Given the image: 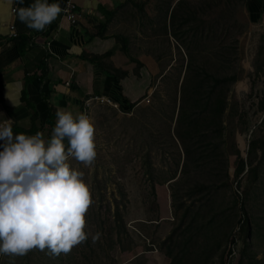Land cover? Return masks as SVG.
<instances>
[{
	"label": "rangeland",
	"instance_id": "obj_1",
	"mask_svg": "<svg viewBox=\"0 0 264 264\" xmlns=\"http://www.w3.org/2000/svg\"><path fill=\"white\" fill-rule=\"evenodd\" d=\"M131 3L121 34L135 60L131 72L125 73L131 76L124 79L129 87L123 96L127 101L107 97L109 102L90 101H94L90 116L95 127L96 160L89 167L71 158L68 161L84 173L92 194L85 231L101 232L100 240L93 244L89 237L69 254L55 258L39 250L23 257L0 255V264H169L165 255L169 236L182 241L192 231L179 220L184 205L201 206L202 210L207 199L205 190L189 194L194 176L199 177L201 170H214L210 180L219 170L214 167L218 166L215 153L203 162L197 160V153L188 157L177 136L190 129L179 123L180 117L185 116L188 122L204 110L197 109L200 102L195 105V100L209 91L211 72L221 79L213 101L214 107L217 97L225 104L216 134L230 178L223 179L224 184L212 192L203 209L230 208L235 197L241 200L242 193L248 191L246 207L254 230L251 251L257 260L254 264H264V21L253 19L247 0ZM121 73H113L118 82ZM226 78H230L228 84L222 82ZM129 102L136 104L131 108ZM11 117L0 92V123L9 119L13 125L17 121ZM37 120L22 125L39 128L44 139H50L52 128ZM213 134L199 142L209 152ZM196 142L189 148H195ZM241 155L244 171L234 178ZM198 161L202 168L197 167ZM149 170H153L152 176ZM183 170L189 172L181 177ZM175 172L179 183L174 189L168 183L161 184L160 180ZM124 223L119 233L123 245L137 246L121 252L116 232ZM233 235L235 244L225 242V256L221 248L211 264L224 260L227 264L249 263L242 255L247 245L239 225Z\"/></svg>",
	"mask_w": 264,
	"mask_h": 264
},
{
	"label": "clouds",
	"instance_id": "obj_2",
	"mask_svg": "<svg viewBox=\"0 0 264 264\" xmlns=\"http://www.w3.org/2000/svg\"><path fill=\"white\" fill-rule=\"evenodd\" d=\"M14 2L23 0H3L8 8ZM12 11L28 28L43 31L62 9L58 3L34 0ZM55 116L48 140L39 131L14 135L9 119L0 123V255L23 257L39 250L55 258L89 237L95 244L102 236L85 231L92 194L84 173L68 163L71 158L85 167L94 164V124L83 112L74 116L58 108Z\"/></svg>",
	"mask_w": 264,
	"mask_h": 264
},
{
	"label": "crops",
	"instance_id": "obj_3",
	"mask_svg": "<svg viewBox=\"0 0 264 264\" xmlns=\"http://www.w3.org/2000/svg\"><path fill=\"white\" fill-rule=\"evenodd\" d=\"M68 1L48 0V3H58L62 11L43 31H36L28 28L12 11V8L28 7L34 0H23L22 4L14 2L11 8L0 0V92L12 113L11 118L21 126L31 120L32 112L20 99L24 87L39 112L37 122L44 125L51 111L56 122L58 108L74 116L84 112V102L95 95L116 102L127 101L123 96L129 87L124 79L131 76L125 73L131 72L135 60L122 51L123 42L118 34H123L124 15L126 8L132 5L131 0H71L77 5L75 22L65 11ZM247 4L253 19L264 21V0H247ZM11 24L19 35L32 39L24 56L10 40ZM103 52L107 55L95 62L83 56ZM47 54L48 71L40 78L39 65ZM115 70L122 72L119 82L113 74ZM32 75L35 77L25 83L27 76ZM93 102L87 109L90 119Z\"/></svg>",
	"mask_w": 264,
	"mask_h": 264
},
{
	"label": "trees",
	"instance_id": "obj_4",
	"mask_svg": "<svg viewBox=\"0 0 264 264\" xmlns=\"http://www.w3.org/2000/svg\"><path fill=\"white\" fill-rule=\"evenodd\" d=\"M118 36L123 39V35L119 34ZM10 40L18 46L21 55L24 56L29 49V45L32 39L28 35H18V37L10 38ZM121 49L126 55L128 54L125 42L123 43ZM105 55H107V52L90 55L87 53L83 54V56L91 62L98 61L102 56ZM47 57L48 54L39 65L41 69L40 78H44V75L48 71L49 61L47 60ZM131 60L134 61V59ZM214 76L215 74L211 72V77H209V91L204 96H202L203 98H198L195 100V105L200 102V104L197 105V109H201L203 107L204 110L199 112V115H197L194 120H191L190 118L188 122L186 121L185 116L180 117L179 123L183 124V126L187 124L188 128L190 127V129L184 132L185 136L184 133L178 132L177 134V136L181 139L183 146H185L184 149L188 154V157H190L191 154H194L196 156L197 153V160L203 162L208 158L209 154L212 155L213 153H215V160L218 166L214 167H217L219 170L211 176L210 180H208V177L214 170H201L199 177L194 176L193 182H195V184L190 186L191 188L189 189V194H194L199 191L205 190L207 199H209L213 195V191L220 187V185L224 184V178H230L227 163L223 157L220 142L217 140L218 135L216 134L217 130L220 132V119L224 113L225 104L220 97H217L216 107H214V94H216V88H218V84L221 80L215 78ZM33 77H35V75L27 76L25 83L30 81ZM222 82L228 84L230 82V78H226ZM1 99H4L2 95ZM20 99L26 104L27 108L32 110L31 120L32 122H35L38 119L39 112L31 103L25 87L21 92ZM127 104L132 108L136 103L129 102ZM46 124L51 128L55 126L54 112L51 111ZM12 130L14 135L19 133H24L26 135H35L39 131V128H27L15 122L12 125ZM211 134H213V140L211 143V152H209L204 146L201 147L199 142L203 141L201 137L206 138V136H209ZM197 135H199L200 139L197 138ZM188 140H192V142L189 143ZM196 140L198 142H196L194 146L195 148H189L190 145H194V142ZM64 143L67 146V140H65ZM242 157L243 156L241 155L238 159V164L236 166L235 172L233 173L234 178L240 176L244 171V162ZM203 166V163L198 161L197 167L202 168ZM152 171L153 170H149L151 176L153 175ZM185 171L189 172V170H183L181 172V177H183ZM178 179L179 178H177V173L175 172L172 174H168V176L164 177L160 181L162 185L168 183L174 189V187L179 183L177 182ZM247 194L248 191L243 192L241 200L235 197V199H233V205L230 206V208L222 207L217 211L215 208L208 210V208L204 207L203 209V205L205 206L207 199L202 203V210L201 206H194L195 208H190L189 204L184 205L185 208L181 213L179 220L185 222L186 230L191 228L192 231L191 233H187V236L182 241L177 240L176 237L173 236V234L169 236V244L167 245L165 250V255L170 259L169 264H211V261L216 257V253L221 248H223V256H225L227 246L225 247L224 243L227 241H231L232 244H235L233 234L237 225H239L240 231L245 234V242L247 246L243 249V257L249 258L250 261L248 264H254L255 262H257L255 254L251 251L252 243H250V240L254 237V230L252 226L253 220L250 216L249 209H247L246 207ZM194 224H196V226H194ZM124 227L125 223L118 226V230L116 232V241L119 251L121 252L134 249L137 246L135 245L136 243H133L128 247L123 245L119 233L124 230ZM182 233H186L185 229ZM230 252L231 250L228 249L227 254H230ZM221 264H227V262L224 260L221 262Z\"/></svg>",
	"mask_w": 264,
	"mask_h": 264
},
{
	"label": "built area",
	"instance_id": "obj_5",
	"mask_svg": "<svg viewBox=\"0 0 264 264\" xmlns=\"http://www.w3.org/2000/svg\"><path fill=\"white\" fill-rule=\"evenodd\" d=\"M65 11L68 13L71 21L75 22L76 21V11H77L76 3L69 0L67 8H65ZM18 35H19V33L17 32L15 25L11 24V26H10V38L18 37ZM90 100H96V101L105 100V101L109 102L108 99H105L104 97L97 96V95L91 97L90 99L87 98V100L84 102L85 110L83 113H85L88 116H89V113L87 112V109L90 106Z\"/></svg>",
	"mask_w": 264,
	"mask_h": 264
}]
</instances>
